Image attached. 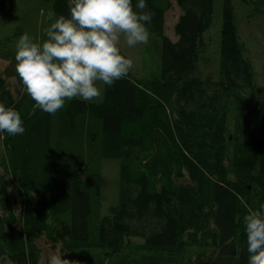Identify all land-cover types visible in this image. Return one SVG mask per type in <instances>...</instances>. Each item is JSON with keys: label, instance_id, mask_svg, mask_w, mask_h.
I'll return each mask as SVG.
<instances>
[{"label": "trees", "instance_id": "obj_1", "mask_svg": "<svg viewBox=\"0 0 264 264\" xmlns=\"http://www.w3.org/2000/svg\"><path fill=\"white\" fill-rule=\"evenodd\" d=\"M175 2L176 40L167 34L173 1L146 0L156 73L130 70L100 102L43 112L4 52L0 103L21 114L25 132H0V264H47L43 241L79 264H249L241 199L264 204V81L238 20L242 7L250 22L264 16V0H220L216 72L205 34L217 0ZM51 3V22L70 15L68 0ZM17 6L0 0V12ZM107 160L119 178L105 211Z\"/></svg>", "mask_w": 264, "mask_h": 264}, {"label": "clouds", "instance_id": "obj_2", "mask_svg": "<svg viewBox=\"0 0 264 264\" xmlns=\"http://www.w3.org/2000/svg\"><path fill=\"white\" fill-rule=\"evenodd\" d=\"M69 16L59 15L37 42L21 35L15 45L16 73L23 90L45 113L55 115L67 100L93 101L102 95L100 84L113 86L126 78L133 60L123 54L121 43L131 48L148 44L146 24L152 21L146 0H68ZM54 14L49 13V21ZM0 132L10 136L25 132L21 114L0 103ZM247 209L243 223L247 234L249 264H264V204ZM47 264H79L64 253L49 252Z\"/></svg>", "mask_w": 264, "mask_h": 264}, {"label": "rangeland", "instance_id": "obj_3", "mask_svg": "<svg viewBox=\"0 0 264 264\" xmlns=\"http://www.w3.org/2000/svg\"><path fill=\"white\" fill-rule=\"evenodd\" d=\"M173 8L167 15V34L174 40L177 39L174 26L180 15L175 0ZM217 11L213 26L206 32L205 36L208 39V53L210 58V69L214 72L219 67L220 50H221V34H222V13L221 2L217 0ZM239 24L241 32L247 41L249 48V56L254 62L258 78L261 82L264 81V16L257 18L255 22H250L244 8H240ZM49 13H53L51 0H18V6L12 10L0 12V73L5 77V70L10 65L7 57H4V52L12 54L11 61H15L16 48L15 45L21 35L29 34L37 42H43L46 37L45 29L50 26L51 21L48 19ZM150 33L148 44H141L134 47H127L123 41L121 48L128 57L133 60V68L131 71L144 73L153 71L156 73L160 64V55L158 53V37ZM3 53V54H1ZM207 72V69H204ZM13 89H16L17 82L14 78L9 80ZM102 95L100 98L93 100L100 102L104 99V87L100 84ZM1 147V138H0ZM103 171L107 178V186L104 189V210L108 211L110 204L115 203L118 198V178L119 164L114 160H107L102 163ZM43 261L47 262L48 253L57 252L63 253L59 245H52L42 242ZM3 264H13L6 260Z\"/></svg>", "mask_w": 264, "mask_h": 264}]
</instances>
